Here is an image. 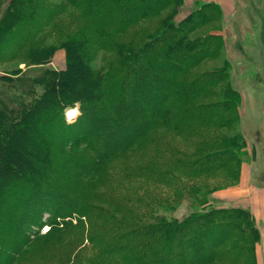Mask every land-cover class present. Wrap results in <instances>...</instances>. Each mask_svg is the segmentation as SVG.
Returning a JSON list of instances; mask_svg holds the SVG:
<instances>
[{
  "label": "trees",
  "instance_id": "1",
  "mask_svg": "<svg viewBox=\"0 0 264 264\" xmlns=\"http://www.w3.org/2000/svg\"><path fill=\"white\" fill-rule=\"evenodd\" d=\"M183 5L0 0V64L44 67L18 108L0 97V264H257L251 212L208 199L244 148L221 24L203 30L223 15L204 2L177 21ZM183 196L186 217L159 214Z\"/></svg>",
  "mask_w": 264,
  "mask_h": 264
},
{
  "label": "rangeland",
  "instance_id": "2",
  "mask_svg": "<svg viewBox=\"0 0 264 264\" xmlns=\"http://www.w3.org/2000/svg\"><path fill=\"white\" fill-rule=\"evenodd\" d=\"M197 4L199 2L192 5L184 2L175 19L177 21L182 19L196 9ZM240 4L239 15L231 24L233 35L223 29V19L220 22L211 23L203 30L205 31L206 28L214 30L221 24V29L215 31L223 40L222 57L219 63L221 65L222 61L227 60L229 80L240 94L239 119L236 128L244 139V148L238 155L240 156L239 161H241L240 171L243 164L248 163L250 164V174L261 181L264 175V0H241ZM255 26L260 29V34L263 35L259 39L257 38L256 46L253 47L246 42L245 38L253 34L252 29ZM55 52L48 66L56 69L64 68L66 64L65 51L59 48ZM95 65H99V58L95 61ZM43 70V66L25 62L0 64V76H10L12 80L10 83L0 80V97L7 102L8 110L16 109L19 102L28 100L29 91L34 87H39L32 82V78L41 74ZM8 98L11 100L8 101ZM225 187L227 186H223V188ZM213 193L208 196L210 207L220 204L219 200L213 197ZM191 210V199L183 196L175 201L172 207L158 210V212L165 218L180 220L186 217ZM76 223L77 219L73 218L72 224ZM49 227L50 224H45L42 232H47ZM86 243L87 241H84V244ZM55 253L57 252H49L45 256L49 260ZM43 256L42 253L35 260H39L41 257L42 261Z\"/></svg>",
  "mask_w": 264,
  "mask_h": 264
},
{
  "label": "crops",
  "instance_id": "3",
  "mask_svg": "<svg viewBox=\"0 0 264 264\" xmlns=\"http://www.w3.org/2000/svg\"><path fill=\"white\" fill-rule=\"evenodd\" d=\"M184 2L188 5L196 2H214L218 4L223 15V29L233 35L231 24L235 17L239 15L241 0H185ZM252 30L253 34L245 40L254 47L257 38L259 39L263 34H260V29L256 26ZM249 165L248 163L243 164L237 182L225 188L217 189L213 193V197L219 200L218 207H240L251 212L259 232V239L255 245L257 264H264V175L261 181L257 177L255 179L250 174Z\"/></svg>",
  "mask_w": 264,
  "mask_h": 264
},
{
  "label": "clouds",
  "instance_id": "4",
  "mask_svg": "<svg viewBox=\"0 0 264 264\" xmlns=\"http://www.w3.org/2000/svg\"><path fill=\"white\" fill-rule=\"evenodd\" d=\"M84 115L83 104L80 99H75L69 105L63 106V118L69 127L75 124Z\"/></svg>",
  "mask_w": 264,
  "mask_h": 264
},
{
  "label": "built area",
  "instance_id": "5",
  "mask_svg": "<svg viewBox=\"0 0 264 264\" xmlns=\"http://www.w3.org/2000/svg\"><path fill=\"white\" fill-rule=\"evenodd\" d=\"M46 230V229H45Z\"/></svg>",
  "mask_w": 264,
  "mask_h": 264
}]
</instances>
